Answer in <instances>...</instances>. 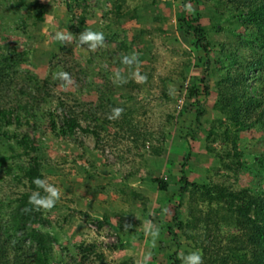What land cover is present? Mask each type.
I'll return each mask as SVG.
<instances>
[{
	"label": "rangeland",
	"instance_id": "374dc122",
	"mask_svg": "<svg viewBox=\"0 0 264 264\" xmlns=\"http://www.w3.org/2000/svg\"><path fill=\"white\" fill-rule=\"evenodd\" d=\"M16 1L0 0V56L13 58L0 78V95L20 121L11 117L12 122L2 127L0 154L15 155L9 161L12 166L28 161L20 143L28 135L35 141L33 155L42 165L44 179L61 191L56 205L44 210L48 223L40 225L57 239L55 264H73V259L82 264H174L175 260L181 264L182 255L196 250L203 264H219L218 251L226 241L220 243L214 233L206 236L204 222L195 219L228 214L220 209L223 201L203 200L200 191L190 189L179 209L178 220L184 224H173L174 235L168 233L181 163L190 149L185 166L190 181L257 188L259 176L253 171L258 167L251 163L264 151L260 142L264 131L243 134L241 169L235 173L223 168L216 155L224 154L223 142L220 137L212 141L208 134L214 123L216 127L226 123L213 108L215 77L209 79V96L188 98L191 77L206 75L199 60L205 52L193 49L191 35L179 27L183 0H126L130 6L140 5L142 12L123 25L112 22L110 0H26L45 5L42 21L35 19L33 10L16 8ZM211 12L209 0H188L185 16L199 15L201 24L209 26ZM84 30L103 32V46L94 50L80 46L78 36ZM58 31L72 33L74 39L61 43L54 39ZM208 40L214 46L210 61L216 67L219 44L228 43V38L224 31H212ZM133 53L138 63L130 67L121 63L122 56ZM57 71L68 72L71 82L54 80ZM117 71L125 83L115 79ZM212 74L218 72L214 69ZM29 85L36 101L20 92ZM18 97L23 104L29 100V114L14 108ZM196 100L204 111L199 118ZM60 101L82 129L99 130L98 138L78 128L73 134L52 132L47 114L62 117ZM116 107L123 109L120 117L105 123ZM125 121L132 123L129 130ZM15 175H19L16 169L12 173L0 169L1 199L12 200L27 190L26 180ZM156 176L168 181V192L152 191L143 183ZM149 224L159 229L157 237L146 234ZM80 245H93L95 253L82 259Z\"/></svg>",
	"mask_w": 264,
	"mask_h": 264
},
{
	"label": "trees",
	"instance_id": "16d2710c",
	"mask_svg": "<svg viewBox=\"0 0 264 264\" xmlns=\"http://www.w3.org/2000/svg\"><path fill=\"white\" fill-rule=\"evenodd\" d=\"M209 1L212 7L209 16L212 21L209 26L201 24L199 15L185 16L188 0L182 1L178 16L179 27L184 28L191 35L193 49L201 48L205 52L199 60L203 64L206 75L202 78L191 77L187 83V92L190 99L201 95L209 96V79L211 75L215 77L216 100L213 108L219 115L225 117L226 123H221L219 127H216L214 123L208 134L212 141L220 137L224 154L216 153L219 162L224 169L234 170L236 173L243 166L244 150L239 144L243 134L254 130L264 131V0ZM110 2L111 20L116 24L123 25L126 20L141 16V6L138 4L130 6L126 0H110ZM15 7L18 9L25 7L28 11L33 10L35 19L39 21L43 20L46 12L44 4L26 0H17ZM212 31H224L228 38V43L219 44V53L215 59L216 67H213L214 64L210 61L214 46L208 37ZM137 38V36L134 37V40ZM12 59L0 56V63H2L0 78L7 69L11 68ZM214 69L218 72L217 76L212 74ZM35 84L39 88V81H35ZM33 90L34 88L29 85L28 88H22L20 92L23 96L27 95L30 98ZM18 99L15 101L14 108L24 110L29 114L28 107H31L29 100L23 104V101ZM31 99L35 100L34 97ZM99 102L102 107V97ZM195 102L198 108L196 117L199 118L204 111L201 101L196 100ZM64 104L60 101L58 105L63 112L62 117H57L52 112L47 114L50 130L65 135L73 134L78 128L98 138L99 130L90 127L82 129L79 119L72 111L65 109ZM12 114L13 112L2 103L0 95V133L5 124L12 122ZM12 118H15L17 122L20 121L18 116ZM95 118L98 123L102 121V117ZM109 122V118L106 117L105 123L109 124ZM126 123L129 130L132 123L131 121ZM114 124L117 125L118 122ZM118 126L122 128L123 124H118ZM260 142L264 143V137ZM20 143L24 154L29 157L28 161L12 166L9 161L15 155L0 154V169L4 168L7 173H12L16 169L19 175L15 177L17 176L19 180H26L27 183V190L19 193L14 199L0 198V264H55L54 244L57 239L51 233L42 231L40 227L48 223V220L44 218L45 209L38 210L28 203L31 193L37 190L35 184L32 183L33 179L36 177L44 179L42 165L33 155L37 147L35 141L28 135L22 136ZM208 149L212 148L208 147ZM186 152L187 156L181 163L180 187L177 192V201H173L172 224L168 227V233L174 235L173 224L180 227L184 224L178 220L184 193L190 189L200 191V198L203 200L223 201L224 206L220 205V209L228 213L213 220L208 216L203 220L195 219L197 222H204L205 226L202 229L207 230L206 236L210 237L214 233L213 238L220 243L223 239L226 241L218 251L219 264H264V151L251 163L258 167L257 171H253L254 176H259L257 188L245 186L238 189H233L231 186L206 185L190 181L185 173V166L190 162L189 154L192 153L190 149ZM143 183L152 191L168 192L169 190V183L163 177L145 178ZM208 224H212L211 227ZM79 250L83 253L82 259L87 258L89 253H95L93 245H80ZM99 257L102 256L99 255ZM72 261L73 264H82L76 259ZM174 264H180V261L175 260Z\"/></svg>",
	"mask_w": 264,
	"mask_h": 264
},
{
	"label": "clouds",
	"instance_id": "9594fccd",
	"mask_svg": "<svg viewBox=\"0 0 264 264\" xmlns=\"http://www.w3.org/2000/svg\"><path fill=\"white\" fill-rule=\"evenodd\" d=\"M54 39L61 43H64L66 41H72L74 39V36L69 32L65 34L64 32L58 31L56 32ZM104 40V33L101 31L84 30L78 36L79 45L81 46L87 44V47L92 50L96 49L97 47L103 46ZM121 63L130 67L133 64L138 63V57L134 53L131 55H125L123 56ZM136 75L139 76V73L137 72ZM53 79L66 83L71 82L70 74L66 71L55 72L53 74ZM115 79L120 83L126 82L125 77L119 71L115 73ZM140 79L144 80L146 79V77L140 76ZM122 112V108H113L108 118H119ZM32 183L35 184L37 190L31 193L28 199V203L38 210L41 208L45 210L53 208L56 205L57 201L61 198V191L54 184H51L46 179H41L39 177L34 178ZM125 227L129 228L131 227V225H126ZM145 231L146 234L153 238L159 235V229L154 228L150 224L145 229ZM180 259L181 264H203V257L199 250L188 252L187 254L182 255Z\"/></svg>",
	"mask_w": 264,
	"mask_h": 264
}]
</instances>
